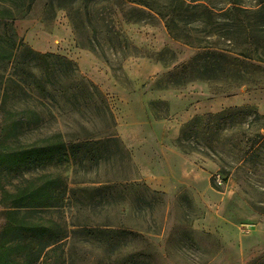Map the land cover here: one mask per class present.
<instances>
[{
  "label": "rangeland",
  "instance_id": "374dc122",
  "mask_svg": "<svg viewBox=\"0 0 264 264\" xmlns=\"http://www.w3.org/2000/svg\"><path fill=\"white\" fill-rule=\"evenodd\" d=\"M216 14L170 33L124 0H33L0 21L3 40L53 56L0 62V154L55 133L67 148L58 162L0 167L8 191L59 180L57 207L36 215L54 223L38 264H264V143L243 160L264 119L216 117L264 118V64L232 50L226 70H206L210 58L184 42L230 50L229 33L246 48Z\"/></svg>",
  "mask_w": 264,
  "mask_h": 264
},
{
  "label": "trees",
  "instance_id": "16d2710c",
  "mask_svg": "<svg viewBox=\"0 0 264 264\" xmlns=\"http://www.w3.org/2000/svg\"><path fill=\"white\" fill-rule=\"evenodd\" d=\"M27 1L25 4V0H0V6L8 7L0 8V21L14 20L16 15L26 16L33 0ZM124 3L133 7V11L141 17L154 15L161 18L170 33L172 27L186 22L187 18L200 19L202 23L208 24L211 19L217 17L216 13L226 16L228 20L225 26L234 29L238 36L243 37L244 41L241 44L246 47L243 48L244 51L232 38L233 34L229 33L226 38L223 37V41L230 50L221 49L215 43L212 46H194L190 42H184L185 45L202 50L201 55L210 58L206 62L208 64L206 70L209 71H224L233 60L241 63L253 60L264 64V57L259 55L264 54V0H253L250 6L242 5L243 0H124ZM173 38L178 39L175 35ZM15 43L11 38L8 40L0 38V62L14 61L20 51L38 60L53 57L36 54ZM232 50L236 51L235 56L239 59L232 60L228 56L234 53ZM251 50L257 55L256 58L251 57ZM26 113L35 118L32 120H38L36 112L29 110ZM226 115L241 117L242 120L247 117H253L251 120L264 119L249 108L240 111L227 110L216 117L220 119ZM4 122L8 123L5 128L8 132L14 133L19 128L15 120ZM254 138V142L244 152V161L257 152L264 143V128L257 130ZM66 149L61 134H51L38 144L0 154V167L7 166L14 172L29 170L60 161L64 158ZM58 186L59 180L49 176L30 179L26 181V185L17 186L11 191L5 190L0 184V206L5 209L3 212L5 225L0 232V264H38L45 250L52 244L54 223L49 218H37L36 215L38 212L47 213L57 207L60 199Z\"/></svg>",
  "mask_w": 264,
  "mask_h": 264
}]
</instances>
